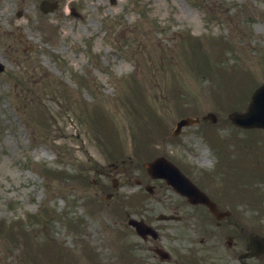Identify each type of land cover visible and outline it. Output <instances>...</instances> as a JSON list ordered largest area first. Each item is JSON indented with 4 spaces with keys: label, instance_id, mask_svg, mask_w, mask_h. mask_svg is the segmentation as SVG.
<instances>
[{
    "label": "rangeland",
    "instance_id": "rangeland-1",
    "mask_svg": "<svg viewBox=\"0 0 264 264\" xmlns=\"http://www.w3.org/2000/svg\"><path fill=\"white\" fill-rule=\"evenodd\" d=\"M57 1L56 10L43 14L36 0H0V264H22L15 263L21 237L7 242V225L44 210L62 220L42 217L37 231L31 230V257L52 229L76 252L83 243L92 246L101 264H126L131 257L115 216L127 198L140 205L142 196L128 186L104 199L112 190L110 176L98 171L108 167L106 150L114 148L121 158L132 153L133 162H141L144 140L148 155L167 151L185 166L212 156V137L218 148H243L237 139L245 132L227 122V113L245 106L250 93L245 99L240 92L264 80V0ZM19 9L23 14L16 16ZM223 80L236 90L215 95ZM210 110L215 122L201 120L169 136L180 117ZM152 116L163 124L165 138L139 133L150 131L144 123ZM109 133H118L119 143L108 142ZM118 169L108 168L121 181L134 176L135 170ZM147 198L143 213L168 209V201ZM80 217L83 232L69 230L67 221Z\"/></svg>",
    "mask_w": 264,
    "mask_h": 264
},
{
    "label": "flooded vegetation",
    "instance_id": "flooded-vegetation-1",
    "mask_svg": "<svg viewBox=\"0 0 264 264\" xmlns=\"http://www.w3.org/2000/svg\"><path fill=\"white\" fill-rule=\"evenodd\" d=\"M210 157L204 168L191 165L183 171L212 205L175 194L173 201L164 203L168 211L163 207L170 219L159 220L157 214L155 218L136 215L153 229L139 235L125 225L122 237L134 263L264 264V249L260 248L264 240V195L257 201L256 182L238 180L237 155ZM241 202L246 207L242 208ZM128 236L134 239L128 241Z\"/></svg>",
    "mask_w": 264,
    "mask_h": 264
},
{
    "label": "water",
    "instance_id": "water-1",
    "mask_svg": "<svg viewBox=\"0 0 264 264\" xmlns=\"http://www.w3.org/2000/svg\"><path fill=\"white\" fill-rule=\"evenodd\" d=\"M229 115L233 122H235L236 124L242 126L257 125L264 127V83L254 91L247 110L243 112H232ZM194 121H197V119H192L190 117L181 118L176 122V128L174 129V133H177L182 125H186ZM155 161L156 162H152L151 165H153L154 163V167H158L157 173L160 175H165L164 169H166L167 175V172L171 170L170 167H168L162 161Z\"/></svg>",
    "mask_w": 264,
    "mask_h": 264
}]
</instances>
